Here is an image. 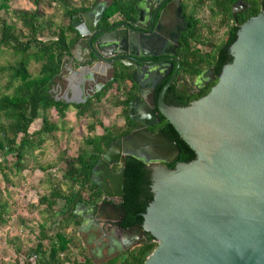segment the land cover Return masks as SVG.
Segmentation results:
<instances>
[{
	"label": "water",
	"instance_id": "95a60500",
	"mask_svg": "<svg viewBox=\"0 0 264 264\" xmlns=\"http://www.w3.org/2000/svg\"><path fill=\"white\" fill-rule=\"evenodd\" d=\"M234 10L233 18L241 12ZM78 23L74 19L72 26L82 37L94 30ZM106 38L94 47L111 40ZM225 56L228 61L219 66L218 81L207 95L186 106L167 107L163 98L173 77L158 96V112L191 155L173 169L163 163L177 158L176 144L145 129L157 117L154 92L147 97L149 105L143 98L129 104V117L142 127L112 143L94 167L92 181L102 202L78 203L73 210L96 263L149 235L157 247L143 264H264V8L238 28ZM132 80L137 83L135 73ZM75 98L63 103L88 100L82 91ZM134 107L140 118L132 117ZM126 156L154 164L147 166L138 211L125 223L138 226L123 230L125 212L118 203ZM112 165H120L117 173Z\"/></svg>",
	"mask_w": 264,
	"mask_h": 264
},
{
	"label": "trees",
	"instance_id": "16d2710c",
	"mask_svg": "<svg viewBox=\"0 0 264 264\" xmlns=\"http://www.w3.org/2000/svg\"><path fill=\"white\" fill-rule=\"evenodd\" d=\"M72 1L31 0L32 8L12 10L14 18L11 21L0 16V57L9 52L14 58L12 64L0 66V75L6 78L4 92H0V156L3 157L0 162V225L2 227H6L9 223V217H5L9 215V212L7 202L2 199L1 183L13 185L10 177L12 174L20 175L26 170V158L41 149L48 139L56 142L55 133L64 129L62 124L66 106L54 101L50 89L60 72L64 58L71 54L77 40V34L71 24L72 17L89 7L87 0H82V4L87 6L79 8L73 6ZM208 1L212 8L220 6L223 14L222 24L234 22L230 6L235 1L250 4L251 7L247 15L236 19V26L230 27L225 41L217 46L218 58L208 59L200 55H191L185 60L183 70L189 77L200 74L208 67H212L214 74L219 75L218 68L223 62L228 61L225 51L235 41L238 28L251 17L259 14L254 8V2L259 0ZM7 5L8 0L0 1V10L6 14L8 13ZM43 5L48 10L52 9L53 12L46 15ZM117 5L118 0L113 2L109 9L114 11ZM58 14H60V21L55 22L54 19L58 17ZM33 64L40 66L38 74L34 77L30 74V67ZM125 80L130 81V76H115L113 82L118 86L117 95L106 99V104L112 109H119V117L126 122L124 126L116 124L104 126L98 116L99 112L103 113L104 106L97 103L101 102L110 88H107L102 96L97 97V101L88 102L84 106H75L77 119L93 120L87 125L88 134L83 137L75 155H69L66 149L59 151L57 161L60 166L57 168V173L60 174V178L57 182L48 180L49 193L40 196L37 201V207H44L42 211L38 210L39 214H45L46 218L43 224L39 225L34 246L23 252L21 248L13 245L16 255L14 260L1 264H65L80 258L91 259L78 233L80 218L73 215V210L78 203L89 205L100 202L102 193L92 181V171L108 147L129 135L133 129L134 122L127 115L131 95L125 96L124 100H121L119 96L121 93L119 82ZM207 92L208 90L202 95ZM186 105H189L188 102L179 106ZM50 109L56 110L60 126L51 121L47 115ZM39 119L41 120L40 128L30 133L31 124ZM97 127L101 129V133L91 135ZM159 128L162 135L174 142L179 149L176 161L169 163L168 168L173 169L176 163L189 160L191 155L183 151L181 143L169 130L168 122L162 119ZM8 156L14 159L11 164L7 161ZM37 167L41 172H46L54 166L47 164ZM124 174V195L120 204L125 212L124 221L121 224L123 229L137 225L126 226L125 223L138 211L139 195L148 176V168L143 162L127 157ZM19 223L25 224L21 218ZM48 224L50 228L47 227ZM54 227L55 232H53ZM71 246L77 247L80 257H71ZM156 247L157 243L147 235L145 241L109 263L143 264ZM32 255L36 256V260L30 262L28 258Z\"/></svg>",
	"mask_w": 264,
	"mask_h": 264
},
{
	"label": "flooded vegetation",
	"instance_id": "af4514ba",
	"mask_svg": "<svg viewBox=\"0 0 264 264\" xmlns=\"http://www.w3.org/2000/svg\"><path fill=\"white\" fill-rule=\"evenodd\" d=\"M87 1H89L87 10L75 14L71 24L76 19L80 27L83 25L87 28L89 27L87 23H89L94 30L87 31L82 37L74 29L77 34L74 49L69 56L64 58L60 72L50 89V94L56 103L66 106L64 113L69 109H74L76 115L75 106H84L88 102L97 101V97L102 96L107 88L110 89L97 104H104L110 96L117 95L118 86L113 82L115 76L129 75L130 81L119 82L120 99L124 100L125 96L131 95L128 110L129 104L140 98H143L144 103L149 105L147 97L150 91L154 92L155 106L152 109L157 117L153 120L154 125L145 128L150 134H162L159 127L162 119L165 120V118L158 112L157 100L162 89L173 77V81L164 93L163 101L167 107L179 106L185 102L190 104L209 93L217 83L220 74L215 75L212 67L205 68L194 77H189L183 70L185 60L191 55H200L208 59L218 58L217 46L225 41L230 27L236 26V19L247 15L251 7L250 4L235 1L230 6L231 16L234 9V11L241 12L236 14L235 18L232 16L234 22L222 24L223 14L220 6L212 8L208 0H118L114 11L109 8L116 0ZM239 3H242L243 7L241 5L239 7ZM72 5L78 8L87 6L82 4V0H74ZM254 8L260 13L264 8V0L255 1ZM101 37L111 40H107L104 46L101 44L98 48L94 47ZM162 66L165 68L162 69ZM134 73L138 84L132 80ZM153 81L157 83L151 88ZM207 90L208 92L202 95ZM79 91H82L84 98L88 97L85 104L63 103L65 100L76 99ZM50 112L57 115L54 109L48 110L47 115H50ZM132 117H141L136 107L132 108ZM120 120L121 124L118 125L124 126L125 120ZM130 120L134 122L132 131L142 127V124L135 119L130 118ZM175 161L176 159L163 164ZM144 164L147 167L154 163ZM119 169L120 165L110 167L113 173H117ZM94 180L101 182L102 179L95 177ZM102 200L103 195L100 202ZM107 202L112 203V201ZM98 203L84 205L93 206ZM121 203L122 200L118 206ZM123 221L124 219L121 224ZM130 228L132 227L121 229ZM81 239L87 247L83 236ZM146 239L147 235L145 239H141L128 250L117 253L111 258H103L98 263L95 262L87 247L91 259L80 258L77 261L70 260L65 264H110L112 259L124 255Z\"/></svg>",
	"mask_w": 264,
	"mask_h": 264
},
{
	"label": "rangeland",
	"instance_id": "374dc122",
	"mask_svg": "<svg viewBox=\"0 0 264 264\" xmlns=\"http://www.w3.org/2000/svg\"><path fill=\"white\" fill-rule=\"evenodd\" d=\"M7 6V14L3 10H0V16L5 17L7 21H11L14 18L12 10L33 7L31 0H8ZM42 8H44L46 15H50L53 12L52 9L48 10L44 5ZM54 21H60V14H58V17ZM13 60L14 58L11 54L6 52L0 57V66L12 64ZM39 68V65H31L30 74L32 77L38 74ZM5 83V76L0 75V92H4L3 87ZM103 106V113H98L103 125L121 124L120 119L122 118L119 117V109H112L111 106L106 104V101H104ZM74 113V109L66 111L62 124L64 129L55 133L56 142L53 139H48L41 149L26 158L25 164L27 168L22 174L11 175L10 179L13 185L1 183L2 199L7 202L9 212V215H5V217H9V223L6 227L0 225V264L14 260L16 255L13 245L21 248L24 252L31 246H34L37 241L36 236L39 232V225L43 224L46 215H40L38 210L42 211L44 207H37L36 205L38 198L42 195H47L50 191L48 180L57 182L60 178V174L57 173V168L60 166V163L57 161L59 151L66 149L69 155H75L83 137L88 134L87 125L93 121L89 118L77 119ZM49 117L58 126L61 125L55 113L50 112ZM40 125L41 120H35L29 128V132L37 131ZM100 133L101 129L97 127L91 135ZM2 160L3 157L0 156V162ZM13 160L11 156L7 157V161L10 164ZM47 164H51L54 167L46 172H41L37 167ZM19 218L24 220V225L19 223ZM47 227H49V224ZM53 230L55 232L56 228L54 227ZM84 248L87 249L85 245ZM71 257H80L76 246H71Z\"/></svg>",
	"mask_w": 264,
	"mask_h": 264
},
{
	"label": "built area",
	"instance_id": "2783aa9c",
	"mask_svg": "<svg viewBox=\"0 0 264 264\" xmlns=\"http://www.w3.org/2000/svg\"><path fill=\"white\" fill-rule=\"evenodd\" d=\"M22 259H24V258H22ZM28 260H29L30 262H33V261L36 260V256H35V255H32V256H30V257L28 258Z\"/></svg>",
	"mask_w": 264,
	"mask_h": 264
}]
</instances>
